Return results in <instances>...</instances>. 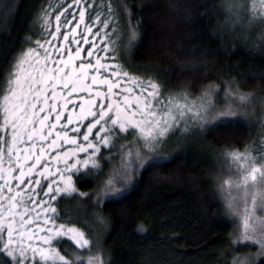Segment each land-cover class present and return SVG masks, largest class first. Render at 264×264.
I'll return each mask as SVG.
<instances>
[{"label": "snow or ice", "instance_id": "6c2138e0", "mask_svg": "<svg viewBox=\"0 0 264 264\" xmlns=\"http://www.w3.org/2000/svg\"><path fill=\"white\" fill-rule=\"evenodd\" d=\"M72 3L78 5L80 0ZM97 7L105 11L97 12L92 25L85 27L91 33L96 25H102L86 50L87 58H94V63H80L77 67L75 61L83 59L79 44L65 58L62 50L66 45L57 47L52 43L60 35L68 41L69 31L61 33V28L71 25L75 16L62 24L64 8L53 20L48 7L42 12L44 39L34 40L35 47L18 49L11 71L0 83V133H3L0 135V180L3 181L0 183V264H5V260L8 264H110V252L101 248L100 236L89 222L67 211L61 215L55 206L57 197L86 198L94 208H100L106 200L123 199L143 171L170 157L164 145L171 136L177 133L187 136L190 129L200 130L206 125L221 129L235 127L241 121L249 122L256 115L257 101L260 139L247 141L242 147L226 143L217 150L223 175L217 181L215 195L235 223L234 233L227 238L228 251L219 254L224 264H264V69L246 73L255 81L251 87L231 77L222 79L223 88L209 81L201 85L199 92H191L188 86L161 99V85L151 76L145 80L121 70L119 63L102 62L105 57L96 55L107 54L110 47L115 53L113 38L121 35L116 27L119 17L111 0H104ZM170 7L178 16L191 14L186 5L174 3ZM220 7L229 30L239 26L245 40L255 30V39L264 43V0H222ZM125 13L127 28L135 36V26L140 21H132L127 7ZM84 20L85 8L80 7L77 26ZM110 25L112 30L108 32ZM71 33L74 37L75 27ZM97 37L102 42L99 45ZM84 42H88L86 36ZM54 52L59 55L58 62ZM202 62H188L183 67L193 70ZM114 68L117 70L113 71ZM102 69L107 74L102 75ZM121 84L133 87L113 91ZM49 89L51 96L47 94ZM65 92L72 96L71 100ZM80 92L89 98L74 95ZM76 100L80 101L79 111L70 110L61 125L66 128L75 125L70 128L74 134L56 131L68 105ZM53 113L55 118L49 122ZM37 140L42 142L39 155L35 151ZM61 140L67 147H61ZM21 143L25 145L23 153ZM45 148L56 149L55 155H49ZM45 156L48 162L40 173L55 175L56 179L48 183L47 189H42L48 199H41L37 205L32 197L37 195L35 185L40 184V179L35 178L34 185L32 178L25 177H31ZM82 171L95 182V187L87 192L77 187L72 175ZM11 181L17 182L16 188ZM30 204L35 207L47 204L41 208L44 215L29 207ZM94 216L98 224L107 227L105 215L94 212ZM137 229L144 231L143 224L137 225ZM250 247L256 251L243 250ZM106 255L109 259H105Z\"/></svg>", "mask_w": 264, "mask_h": 264}, {"label": "trees", "instance_id": "16d2710c", "mask_svg": "<svg viewBox=\"0 0 264 264\" xmlns=\"http://www.w3.org/2000/svg\"><path fill=\"white\" fill-rule=\"evenodd\" d=\"M103 2L80 0L76 5L72 0H0V83L11 71L17 50L35 45L33 41L44 28L42 12L48 7H51L52 16L61 7L64 8L61 18L75 16L67 31L75 27L78 33L62 50L64 56L69 50L74 53L79 44L83 59H77L75 63H94V58H87L86 50L102 25H96L91 33L86 32L85 27L92 25V17L97 12L105 11L97 7ZM111 2L119 17L116 27L121 35L113 38L115 53L110 47L107 54L97 52L96 55L105 57L102 62L119 63L121 70L145 80L151 76L161 85V99L188 86L191 92H199L201 85L209 81L223 88L222 79L231 77L251 87L255 81L246 73L264 69V43L255 39V30L247 34V40L239 26L234 31L229 30L220 7L222 0ZM174 3L186 5L191 14L178 16L170 7ZM80 7L85 8V20L77 26ZM125 7L131 10L133 22L140 21L135 26V36L127 28ZM111 30L110 25L106 31ZM96 43H102L98 37ZM113 55L116 59H112ZM200 61L203 62L197 63L193 70L183 67L188 62ZM101 73L107 74L103 69ZM73 107L68 105L56 130L74 134L70 128L75 125L61 126ZM259 115L257 101L256 115L249 122L241 121L235 127L222 126L221 129L206 125L200 130L190 129L187 136L179 133L171 136L164 145L170 157L160 161L157 167L143 171L123 199L106 200L100 208H94L86 198L58 196L56 208L61 215L67 211L89 222L94 233L100 236L101 248L110 252V264H224L219 254L228 251L227 238L234 233L235 223L231 222L215 195L217 181L223 175L217 150L226 143L242 147L247 141H259L260 124L256 119ZM54 118L55 113L49 122ZM73 179L82 191L95 187V182L83 171L73 173ZM94 212L108 218L107 227L97 223ZM139 224H143L144 231L137 229ZM249 249L254 250L253 247ZM5 264H8L7 260Z\"/></svg>", "mask_w": 264, "mask_h": 264}, {"label": "rangeland", "instance_id": "374dc122", "mask_svg": "<svg viewBox=\"0 0 264 264\" xmlns=\"http://www.w3.org/2000/svg\"><path fill=\"white\" fill-rule=\"evenodd\" d=\"M51 18L54 20V16H52ZM63 18H64V17H63ZM63 18H61V23H62V24H64V22H65V18H64V19H63ZM53 30H54V29H53ZM65 30H68V25H67L66 27H62V28H61V33H63ZM42 33H43V28H42V30H40V36H39L37 39H44ZM77 33H78V31L76 30L75 36H76ZM75 36H74V37H75ZM74 37H73L71 31H69V39H73ZM69 39H68V41L65 42V41L63 40V36L60 35V36L58 37V39L53 40L52 43L56 44L57 47H59L60 44H65V45L67 46V45L69 44ZM35 40H36V39H35ZM31 47H35V45H34V46H31ZM41 55H43L42 52H41ZM53 55H54L56 61L58 62V61H59V55H58V53L54 52ZM65 58H67V56H65ZM76 66L79 67V65H77V64H76ZM89 71H90V70H89ZM88 82L91 83L90 80H89ZM94 87H95V86H94ZM123 87H133V85H132V84H129V85H127V86H125V85L121 86V85H120L119 87L114 88L113 91H115V92H119L120 89L123 88ZM102 90L106 91V89H102ZM58 91H59V87H58ZM47 94H48L49 96H51V95H50V94H51V89H49V91H48ZM125 94H127V93H125ZM133 94H135V93H133ZM133 94H128V95H133ZM64 95H65L69 100L72 99V96H70L67 92H65ZM74 95L82 96V97H84L85 100H87V99L89 98L84 92H80V93H78V94H74ZM158 102H159V101H153V103H158ZM97 103H99V98H97ZM105 103H107V98H105ZM71 104L74 105L75 107H78L77 110H76L75 107H73L72 109H75L76 111H79V104H80V101H79V100H76V101L70 103L69 105H71ZM133 106H135V105H133ZM72 109H71V110H72ZM37 110H39V108H38ZM65 111H67V110H65ZM69 111H70V110H69ZM41 115H43V113H41ZM1 123H2V122H1ZM9 131H10V129H9ZM56 131H58V130H56ZM0 135H3V133H0ZM35 142H36V144L38 145V147H37V149H36L35 151H36V154L39 155V154H40V153H39V146L42 144V142H40V141H38V140L35 141ZM50 142H51V141L49 140L47 143H50ZM29 143H31V142H29ZM62 143H63V141L61 140V141H60V145H61ZM19 147L21 148L22 153H23V150H24V147H25L24 143H21V144L19 145ZM61 147H64V146L61 145ZM66 147H67V146H66ZM49 150H51V149L45 148V151L48 152L49 155H55L56 151L51 152V151H49ZM52 150H54V149H52ZM6 158H7V157H5V159H6ZM33 162H34V161H30L29 163H33ZM45 162H48V158H47V156L41 158V162H40V164L37 165L36 171H34V172L31 174V177H25L26 180L29 179V178H32V179H33V184H34V185H35V178H39V179H40V184H39V185H35V189H36L37 195L32 197V199L36 200V204H37V205H39V201H40L41 199H43V200H47V199H48V197L44 195L42 189H47L48 183H50L52 180L56 179L55 175H53V176H51V177H49V176L47 175V173L41 175V173H40V169L43 167V164H44ZM17 174H18V173H17ZM72 175H73V174H72ZM0 183H3V181L0 180ZM11 185H12L13 188H16V186H17V182H16V181H11ZM31 187H32V186L30 185L29 188H31ZM27 190H28V189H25V191H27ZM55 206H56V205H55ZM29 207H35V206H33V205L30 204ZM42 207H47V204H45V205H43V206L35 207V211H36V212H40L41 216L44 215V213L41 211V208H42ZM37 223H40V221H37ZM253 249H254V250H252V249H249V250H250V251H256V248L253 247Z\"/></svg>", "mask_w": 264, "mask_h": 264}]
</instances>
